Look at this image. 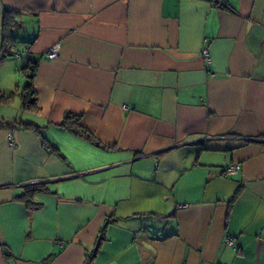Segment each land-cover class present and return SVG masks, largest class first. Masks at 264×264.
<instances>
[{
    "label": "crops",
    "instance_id": "1",
    "mask_svg": "<svg viewBox=\"0 0 264 264\" xmlns=\"http://www.w3.org/2000/svg\"><path fill=\"white\" fill-rule=\"evenodd\" d=\"M5 10L37 109L0 104V264H83L107 218L92 264H264V0H0V48Z\"/></svg>",
    "mask_w": 264,
    "mask_h": 264
},
{
    "label": "trees",
    "instance_id": "2",
    "mask_svg": "<svg viewBox=\"0 0 264 264\" xmlns=\"http://www.w3.org/2000/svg\"><path fill=\"white\" fill-rule=\"evenodd\" d=\"M18 22H19L18 11L5 10L3 15V23H2L3 37L0 48V57H6L12 55L16 44L13 35V28L18 24ZM30 63L31 64H28V66L23 67L21 70L23 74L29 77V82L21 90V97L23 99L25 108L29 110H36L37 108L35 107V89L32 87V83H31L33 80L34 63L33 62ZM27 68L30 69V72L27 71ZM12 97H13L12 95H5L0 91V104L8 103L12 99ZM80 120H81V114L66 112L59 126L63 127L64 129L70 131L71 133L89 142L101 146V143L93 136V134L80 123ZM20 126L23 127L24 129H30L35 131L41 137V140L45 145V147L49 149L51 152H53L57 157L63 159V156L57 150V148L51 143H49L41 135L40 128L38 126L33 125L31 123H20ZM39 191L50 192L43 183L29 184L23 187V192L20 195H18L16 199L24 203L28 210L38 209L42 206V204L35 201L34 195ZM110 220L111 219L107 218L103 223V225L100 227L99 234L95 239V243L92 249L86 254L83 264H92L93 258L97 250L99 249V246L103 239L104 227L106 223L109 222Z\"/></svg>",
    "mask_w": 264,
    "mask_h": 264
},
{
    "label": "built area",
    "instance_id": "3",
    "mask_svg": "<svg viewBox=\"0 0 264 264\" xmlns=\"http://www.w3.org/2000/svg\"><path fill=\"white\" fill-rule=\"evenodd\" d=\"M58 54H59V44L54 43L48 48V50L45 53V56L49 59H53V58H56L58 56ZM202 55L207 62L210 61L209 52L206 49L202 50ZM8 142L10 145H14V140H13L11 134L8 135ZM239 170H240V165L235 162V163H231L230 165L226 166L224 169V172L226 174L233 175V174L238 173ZM183 207H187V205L185 204V205H183ZM226 241L228 243H233V239L230 236H228L226 238Z\"/></svg>",
    "mask_w": 264,
    "mask_h": 264
},
{
    "label": "rangeland",
    "instance_id": "4",
    "mask_svg": "<svg viewBox=\"0 0 264 264\" xmlns=\"http://www.w3.org/2000/svg\"><path fill=\"white\" fill-rule=\"evenodd\" d=\"M23 67L20 66L19 67V70H21ZM26 82H27L26 75L23 74L22 72L18 73L17 76H16L15 88L13 89V91L15 89H18V90L17 91L15 90L14 94L12 95L13 96L12 97L13 98V101H12V105L9 107V109H7L8 110L7 111L8 113L14 114L15 112H17V105L19 106V104L21 102V90L26 85Z\"/></svg>",
    "mask_w": 264,
    "mask_h": 264
}]
</instances>
